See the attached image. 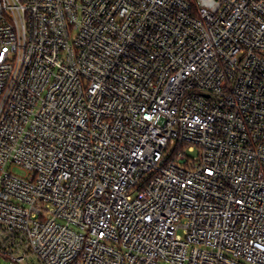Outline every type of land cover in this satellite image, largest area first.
<instances>
[{"label":"built area","instance_id":"2783aa9c","mask_svg":"<svg viewBox=\"0 0 264 264\" xmlns=\"http://www.w3.org/2000/svg\"><path fill=\"white\" fill-rule=\"evenodd\" d=\"M0 257L264 264V0H0Z\"/></svg>","mask_w":264,"mask_h":264},{"label":"rangeland","instance_id":"374dc122","mask_svg":"<svg viewBox=\"0 0 264 264\" xmlns=\"http://www.w3.org/2000/svg\"><path fill=\"white\" fill-rule=\"evenodd\" d=\"M13 171L18 173V174H23L24 171L20 169L19 167H14ZM0 264H14L11 260L0 257Z\"/></svg>","mask_w":264,"mask_h":264}]
</instances>
